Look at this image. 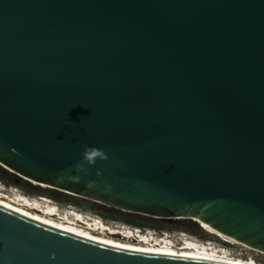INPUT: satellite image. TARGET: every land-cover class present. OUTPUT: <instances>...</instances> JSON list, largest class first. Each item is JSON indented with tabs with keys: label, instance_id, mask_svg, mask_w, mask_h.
I'll use <instances>...</instances> for the list:
<instances>
[{
	"label": "water",
	"instance_id": "water-1",
	"mask_svg": "<svg viewBox=\"0 0 264 264\" xmlns=\"http://www.w3.org/2000/svg\"><path fill=\"white\" fill-rule=\"evenodd\" d=\"M89 146L108 159L86 162ZM0 163L264 251V0H0ZM0 264L224 263L117 248L0 201Z\"/></svg>",
	"mask_w": 264,
	"mask_h": 264
},
{
	"label": "bare ground",
	"instance_id": "bare-ground-1",
	"mask_svg": "<svg viewBox=\"0 0 264 264\" xmlns=\"http://www.w3.org/2000/svg\"><path fill=\"white\" fill-rule=\"evenodd\" d=\"M1 165L11 170L5 165ZM11 171L13 172V170ZM30 181L43 187L52 188V186L45 183ZM0 201L46 224L125 250L187 257L224 264H264V262L255 259L254 256H236L227 248L217 247L218 245L209 244L195 238H188L187 235L181 236L180 241L172 238L173 235L169 234L163 237L149 235L148 233L137 234L129 227L122 228L111 225L100 216L94 218L86 216L84 212L76 209L60 210L58 205L52 203V199L46 196L31 198L22 192L7 190L2 184H0ZM188 218L197 222L208 233L217 235L226 242L238 244L264 254V251L252 248L236 238L222 233L200 218Z\"/></svg>",
	"mask_w": 264,
	"mask_h": 264
},
{
	"label": "rangeland",
	"instance_id": "rangeland-1",
	"mask_svg": "<svg viewBox=\"0 0 264 264\" xmlns=\"http://www.w3.org/2000/svg\"><path fill=\"white\" fill-rule=\"evenodd\" d=\"M15 174L0 164V184L7 190L15 192H22L31 198H39L40 196H46L52 199V203L58 205L60 210L76 209L85 214H89L93 217L100 216L105 222L115 225L114 221L125 223L133 226H139L145 232L146 229H151L155 236H162L165 232L173 235L172 238L181 241L182 236L180 232L184 231L185 236L188 238H195L200 241L211 239L215 242L217 247H224L230 250V252L236 256H254L260 262H264V254L243 247L238 244H231L221 239L217 235H209L197 222L190 218L180 219L177 222H169L165 219L140 214L132 213L123 209H119L113 206L101 204L99 202L75 196L53 187H43L38 184H34L23 178L24 181H15ZM204 231H202V230Z\"/></svg>",
	"mask_w": 264,
	"mask_h": 264
},
{
	"label": "clouds",
	"instance_id": "clouds-1",
	"mask_svg": "<svg viewBox=\"0 0 264 264\" xmlns=\"http://www.w3.org/2000/svg\"><path fill=\"white\" fill-rule=\"evenodd\" d=\"M82 155H83V159L88 163H95L97 158L102 160L108 159L106 152L103 149L95 146L86 147ZM77 167L82 168L83 166L77 165Z\"/></svg>",
	"mask_w": 264,
	"mask_h": 264
},
{
	"label": "built area",
	"instance_id": "built-area-1",
	"mask_svg": "<svg viewBox=\"0 0 264 264\" xmlns=\"http://www.w3.org/2000/svg\"><path fill=\"white\" fill-rule=\"evenodd\" d=\"M41 197V196H40ZM86 216H90V217H93V216H91V215H89V214H85ZM94 218V217H93ZM115 223V226H118V227H122V228H125V227H129V228H131L132 230H134L137 234H143V233H148L149 235H154V233H153V231L151 230V229H146V231L144 232L143 230H142V228L141 227H139V226H133V225H129V224H125V223H120V222H117V221H114ZM181 233V235L182 236H185V232L184 231H182V232H180ZM167 234H170V233H168V232H165L164 233V235H162L161 237H163V236H165V235H167ZM172 235V234H171ZM178 237H181V236H178ZM198 239V238H197ZM203 242H207V243H209V244H211V243H213V245L215 244V242L213 241V240H211V239H206V240H202ZM228 242V241H227Z\"/></svg>",
	"mask_w": 264,
	"mask_h": 264
},
{
	"label": "flooded vegetation",
	"instance_id": "flooded-vegetation-1",
	"mask_svg": "<svg viewBox=\"0 0 264 264\" xmlns=\"http://www.w3.org/2000/svg\"><path fill=\"white\" fill-rule=\"evenodd\" d=\"M16 175V174H15ZM15 181L18 182V181H24L23 178H20L18 175L15 176ZM166 220V219H165ZM168 221V220H167ZM202 230V229H201ZM203 231V230H202ZM204 232V231H203ZM211 235V234H208V236Z\"/></svg>",
	"mask_w": 264,
	"mask_h": 264
}]
</instances>
